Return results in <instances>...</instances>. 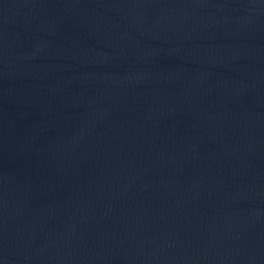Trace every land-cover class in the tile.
<instances>
[{"label":"water","instance_id":"water-1","mask_svg":"<svg viewBox=\"0 0 264 264\" xmlns=\"http://www.w3.org/2000/svg\"><path fill=\"white\" fill-rule=\"evenodd\" d=\"M0 264H264V0H0Z\"/></svg>","mask_w":264,"mask_h":264}]
</instances>
